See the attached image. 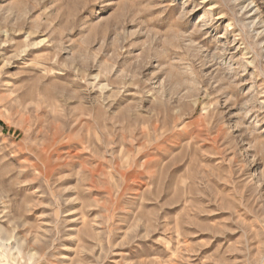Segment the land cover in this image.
I'll list each match as a JSON object with an SVG mask.
<instances>
[{"label": "rangeland", "instance_id": "374dc122", "mask_svg": "<svg viewBox=\"0 0 264 264\" xmlns=\"http://www.w3.org/2000/svg\"><path fill=\"white\" fill-rule=\"evenodd\" d=\"M0 264H264V0H0Z\"/></svg>", "mask_w": 264, "mask_h": 264}]
</instances>
